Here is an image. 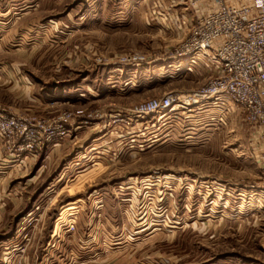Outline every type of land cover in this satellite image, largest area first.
<instances>
[{
    "label": "rangeland",
    "instance_id": "1",
    "mask_svg": "<svg viewBox=\"0 0 264 264\" xmlns=\"http://www.w3.org/2000/svg\"><path fill=\"white\" fill-rule=\"evenodd\" d=\"M194 14L187 0H0V113L77 126L20 165L0 143V254L264 264L257 128L229 103L134 113L208 81L205 64L168 59Z\"/></svg>",
    "mask_w": 264,
    "mask_h": 264
},
{
    "label": "built area",
    "instance_id": "2",
    "mask_svg": "<svg viewBox=\"0 0 264 264\" xmlns=\"http://www.w3.org/2000/svg\"><path fill=\"white\" fill-rule=\"evenodd\" d=\"M198 11L185 23V38L168 54L190 72L206 65L208 81L186 94L150 99L134 113L150 116L172 108H199L209 102L235 107L260 137L264 172V0H187ZM68 114L56 121L34 115L0 113V143L17 164L34 158L48 144L66 138L77 126ZM5 161V159L3 160Z\"/></svg>",
    "mask_w": 264,
    "mask_h": 264
},
{
    "label": "crops",
    "instance_id": "3",
    "mask_svg": "<svg viewBox=\"0 0 264 264\" xmlns=\"http://www.w3.org/2000/svg\"><path fill=\"white\" fill-rule=\"evenodd\" d=\"M196 13H198V11H195V15H196ZM190 18H192V17H190ZM65 143H67V142H65ZM1 165H3V163L1 164ZM1 175V174H0ZM10 253V252H9ZM25 251L24 250H21L19 253H17V254H14V251H11V253L10 254H7V253H4L3 252V254H2V252H1V254H0V264L2 263L1 261H2V256L4 255V254H7V255H11V256H9V257H11L12 259H13V262L15 263V264H20V261H21V259L20 258H23L24 256H25ZM24 263H26L25 261L23 262H21V264H24Z\"/></svg>",
    "mask_w": 264,
    "mask_h": 264
}]
</instances>
